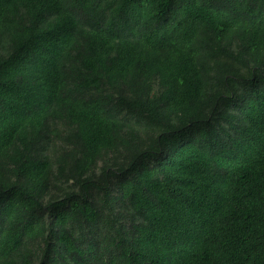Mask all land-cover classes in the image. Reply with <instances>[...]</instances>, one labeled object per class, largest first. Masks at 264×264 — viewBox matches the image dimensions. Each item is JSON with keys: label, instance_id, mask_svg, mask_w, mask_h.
Listing matches in <instances>:
<instances>
[{"label": "trees", "instance_id": "1", "mask_svg": "<svg viewBox=\"0 0 264 264\" xmlns=\"http://www.w3.org/2000/svg\"><path fill=\"white\" fill-rule=\"evenodd\" d=\"M0 264H264V0H0Z\"/></svg>", "mask_w": 264, "mask_h": 264}]
</instances>
